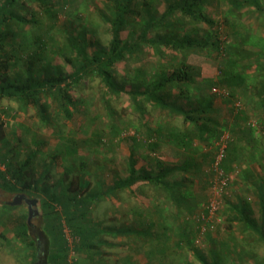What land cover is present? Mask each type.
I'll use <instances>...</instances> for the list:
<instances>
[{"label": "rangeland", "instance_id": "obj_1", "mask_svg": "<svg viewBox=\"0 0 264 264\" xmlns=\"http://www.w3.org/2000/svg\"><path fill=\"white\" fill-rule=\"evenodd\" d=\"M108 2L69 0L60 10L59 20L52 29L57 48L65 41L64 34L58 33L61 21L68 18L73 21L76 13L81 18L80 22L86 24L87 36L107 46L111 38V25L102 15L108 14ZM33 4L34 2H28L27 6ZM166 4L165 0H155L152 11L156 9L154 14L159 15ZM209 8L212 16L220 21L222 6L213 2V6L210 5ZM261 21L253 14L242 16V22L250 27L253 37L264 38V24ZM219 25L222 30L223 24ZM130 27L127 24L121 31L123 39ZM41 29L42 27H38L29 30L27 27V32L41 34ZM79 29L77 26V30ZM148 34L151 37L155 32ZM220 35L223 40L226 34L221 32ZM92 50L93 47L88 49L89 52ZM58 51L49 52L51 61L59 63L65 73H71L74 67L65 60L66 52ZM163 52L164 55L161 56L154 52V46L144 43L134 56L116 65V80L125 83L126 89H129V79L135 69H142V76L150 81L166 60L173 56H184L182 51L163 49ZM185 59L198 68L197 78L203 81L200 93L212 94L211 116L221 124L218 127V140L214 138L209 144L193 140L188 149L162 140L156 150L148 152L147 142L151 138L147 137L143 129L145 121L150 128L162 126L164 133L174 129L182 131L184 127H190V123H184L182 115L165 112L149 102H146V112L141 116L128 94L108 92L104 83L94 74L82 77L70 88L69 93L76 102L71 117L66 118L61 113H56L55 103H50L49 112L53 117L50 125H42L34 107L23 109L14 100L0 99V120L3 122L1 134L6 140V143L0 144V151L16 162H23L33 153L30 160L33 177L43 175L42 182L56 185L58 191L66 190L67 179H61L65 165L73 161L78 164L79 157H83L81 159L85 162L81 174L90 180V188L98 182L100 189L106 190L117 176L125 177L129 170L130 155L136 160L137 170L146 168L157 171V159L164 162L166 167H180L169 180L181 183L180 187L171 189L180 198L179 201L176 197L173 198V194L165 193V189L157 191L154 185L137 182L130 188L131 191L126 189L113 196L105 195L93 202L83 223L100 230L90 240L97 247H88V241L83 243L80 236L74 234L69 226L68 213L62 210L60 204L55 206V218L50 219L49 212L45 216L37 196H31L38 199V213L31 217L29 224L26 219V203L10 204L14 192L7 191L0 185V264H33L35 248V264H202L187 246L176 245L182 228L196 231L193 245L208 261L214 256L222 259V264H264V244L253 245L254 241L249 238L251 244L243 245L241 228L236 221L230 223L228 220L232 213L229 206L244 201L250 205L253 217L259 223L263 221L259 187H264V128L260 122L264 117V110L254 107L253 97L247 87L235 91L221 87V90L225 88L220 91L222 94H214L213 91L217 89L212 88L213 83L218 81L224 60L221 56H216L213 49H192ZM261 61L264 63V57ZM250 63L255 68L257 60L251 57ZM14 69L19 73L24 70L21 63ZM9 73L12 75L14 71L11 69ZM174 99L172 95V100ZM181 103L186 108L197 106L192 99L182 100ZM61 134L68 139L66 145L76 147L73 154L60 153L59 150L64 149L60 144ZM134 136L137 142L133 141ZM96 138L99 142L94 141ZM231 143L237 144L236 152H232L225 161L220 160L218 166H215L214 159L219 146L224 145L226 148ZM251 152H254L256 159L252 158ZM0 169L5 170L4 165L0 164ZM69 177L73 178V175L70 174ZM6 178L11 180L7 174ZM211 202L215 203L213 210L209 209ZM133 207L138 208L137 211L141 214H130L127 208L133 211ZM147 216L154 221L149 227L150 232L157 237L167 236L159 240V243L165 242L168 247L165 254L150 251V239L143 235L114 234L120 227H142L138 218ZM24 220L29 227L27 240L16 235L17 223ZM32 239L34 243L30 244ZM94 239L98 241L95 242ZM249 249L254 250L255 257ZM51 252L55 253V259L50 258Z\"/></svg>", "mask_w": 264, "mask_h": 264}, {"label": "trees", "instance_id": "obj_2", "mask_svg": "<svg viewBox=\"0 0 264 264\" xmlns=\"http://www.w3.org/2000/svg\"><path fill=\"white\" fill-rule=\"evenodd\" d=\"M108 1V14L102 15V18L111 25V38L107 46L87 36L86 24L80 22L81 18L76 13L73 21L69 18L61 21L58 33L64 34L65 41L57 48L52 29L59 20L60 10L69 0H0V99L14 100L23 109L28 106L34 107L42 125H50L53 122L49 112L50 103H55L56 113H61L66 118L71 117L76 102L69 93L70 88L82 77L94 74L104 83L108 92L128 94L141 116L146 112V102H149L165 112L182 115L183 122L190 123V127H184L182 131L174 129L164 133L162 126L150 128L145 121L146 128L143 129L147 137L151 138L147 142L148 152L156 150L162 140L183 149L190 148L193 140L209 144L211 140L219 137L218 127L221 124L211 116L212 94L200 93L203 89V81L197 78L198 68L185 59L186 54L192 49L208 48L213 49L216 56H221L224 60L219 70L218 81L213 83L212 88L217 89L213 91L214 94H222L220 91L225 88L221 90V87L234 91L247 87L253 97L254 107L264 110V63L261 61L264 57V38L251 36L250 27H246L242 22V16L249 13L260 18L261 24H264V0H165L166 7L159 15L154 14L157 12L156 9L152 11L155 0ZM28 2H34L33 6H27ZM213 2H218V5L222 6L220 21L211 14L209 6H213ZM220 23L223 24L222 30ZM127 24L131 27L123 39L121 31ZM77 26L80 27L79 30ZM27 27L29 30L42 27V33L34 35V32H27ZM151 31L155 34L150 37L148 33ZM221 32L226 34L223 40ZM144 43H148L150 47L154 46V52L160 53L161 56L165 52L163 49L172 52L182 51L184 56L182 58L173 56L166 60L150 81L142 76L144 73L142 69H135L129 79V89H126L125 83L116 80L114 69L118 63L127 61L141 50ZM90 47H93L91 52L88 51ZM58 49L66 52L63 53L65 60L74 67L71 73H65L59 63L51 61L49 52H59ZM251 57L257 60L255 68L250 63ZM20 63L24 68L22 73L14 69ZM11 69L14 71L12 75L9 73ZM188 99L194 100L197 106L186 108L181 101ZM260 122L264 128V117ZM2 124L0 120V144L6 143L1 134ZM137 130L138 128L136 132ZM60 137V144L64 146L63 151L59 150L60 153L73 154L76 147L66 145L68 139L62 134ZM132 139L137 142L136 136ZM94 141L99 142L98 138ZM236 150L237 144H229L224 149L221 161H225L226 157ZM251 154L252 158L256 159L254 152ZM32 157L33 153L23 162H16L11 161L6 153L0 151V164L5 167V170L0 169V185L10 192L39 197L42 212L45 216L49 212L50 219L55 218L53 215L57 212L55 206L60 204L62 210L68 213L69 226L74 234L79 235L83 243L88 241L86 242L88 247H97V244L91 243L90 240L97 231L100 233L99 229L87 227L83 223L93 202L99 201L105 195L113 196L126 189L130 190L137 182L154 185L157 191L165 189L164 192L169 195L173 194L172 188L181 186L180 182L169 180V177L178 172L180 167H166L164 162L157 159L155 161V165L158 166L157 171L153 172L146 168L137 170L136 160L130 155L129 170L125 177L117 176L106 190H101L98 182L90 188V180L81 174L85 162L81 159L83 157H79L78 164L73 161L65 165L61 179L62 181L67 179L66 190L58 191L56 185L42 182L43 175L33 177V165L30 163ZM6 174L11 180L6 178ZM70 174L73 178L69 177ZM175 195L173 194V198L176 197ZM176 198L179 201L180 198ZM259 199L261 220H263L261 223L253 217L247 202L242 201L235 206H229L232 213L228 220L230 223L236 221L241 228L243 245L251 244V240L254 241L253 245L264 244L262 185L259 187ZM127 209L130 214L132 212L141 214L137 211L138 208L133 211ZM138 219L142 227L135 229L120 227L114 231V234L143 235L150 239V251L165 254L168 247L165 246V242L159 243V240L167 236L157 237L150 232L149 227L154 222L152 217ZM195 233L194 229L182 228L178 233L176 245L187 246L202 264H222V259H216L214 256L208 261L207 257L194 247ZM16 235L27 240L29 227L25 220L17 223ZM33 241L32 239L29 243L33 244ZM94 241L98 240L94 239ZM249 250L255 257L254 250ZM53 257L55 259V253L51 252L50 258ZM126 260L128 261V258ZM36 261L35 248L34 262Z\"/></svg>", "mask_w": 264, "mask_h": 264}, {"label": "water", "instance_id": "obj_3", "mask_svg": "<svg viewBox=\"0 0 264 264\" xmlns=\"http://www.w3.org/2000/svg\"><path fill=\"white\" fill-rule=\"evenodd\" d=\"M22 199H24V201L29 205V207L31 208L32 205H36L37 202H38V199L37 198H30V197H26L24 194H17L15 196V199L13 201L10 202V204H17V203H21L22 202ZM31 210V209H30ZM35 210V209H34ZM38 213V210H35L33 214L29 213L28 217H27V222L29 223L30 222V219L31 217Z\"/></svg>", "mask_w": 264, "mask_h": 264}, {"label": "built area", "instance_id": "obj_4", "mask_svg": "<svg viewBox=\"0 0 264 264\" xmlns=\"http://www.w3.org/2000/svg\"><path fill=\"white\" fill-rule=\"evenodd\" d=\"M222 140V139H221ZM225 146L223 145V147L219 146L216 155H215V159H214V164L215 166H218L220 160H222L223 156H224V148ZM215 208V203H210L209 204V209L213 210Z\"/></svg>", "mask_w": 264, "mask_h": 264}, {"label": "flooded vegetation", "instance_id": "obj_5", "mask_svg": "<svg viewBox=\"0 0 264 264\" xmlns=\"http://www.w3.org/2000/svg\"><path fill=\"white\" fill-rule=\"evenodd\" d=\"M19 192H17V193H13V195H12V200L11 201H13L14 199H15V196L18 194ZM19 194H24L26 197L28 196V197H30V198H33V197H31V196H29V195H27V194H25V193H19ZM22 202L23 203H26L25 201H24V199H22ZM26 206H27V208H28V215H29V213H31V214H33L34 213V211L35 210H38V209H36V206H37V204L36 205H32V207L30 208L29 207V205L26 203ZM31 209V210H30ZM35 209V210H34ZM28 217V216H27ZM27 217H26V219H27ZM29 224H30V222H29Z\"/></svg>", "mask_w": 264, "mask_h": 264}]
</instances>
